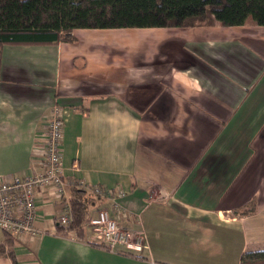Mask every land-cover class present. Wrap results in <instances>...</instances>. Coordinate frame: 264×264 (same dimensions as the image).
<instances>
[{
    "label": "crops",
    "instance_id": "1",
    "mask_svg": "<svg viewBox=\"0 0 264 264\" xmlns=\"http://www.w3.org/2000/svg\"><path fill=\"white\" fill-rule=\"evenodd\" d=\"M259 28L82 29L71 43L5 46L0 181L40 169L57 104L65 179L75 186L68 196L123 192L119 212L106 198L98 208L144 231L149 249L113 253L86 224L83 236L60 234L64 205L45 191L43 236L15 238L16 262L0 254V264H242L246 252L264 250Z\"/></svg>",
    "mask_w": 264,
    "mask_h": 264
},
{
    "label": "trees",
    "instance_id": "2",
    "mask_svg": "<svg viewBox=\"0 0 264 264\" xmlns=\"http://www.w3.org/2000/svg\"><path fill=\"white\" fill-rule=\"evenodd\" d=\"M264 27V0H0V67L7 45L37 46L75 42V30L201 28L214 25ZM100 197L85 189L69 196L73 222L59 233L83 236L85 219ZM63 209L66 199L60 200ZM96 210V211H97ZM91 213V214H90ZM90 214V215H89ZM15 238L0 242V254L15 263ZM124 254V253H121ZM128 255V254H124ZM242 264H264V250L246 252Z\"/></svg>",
    "mask_w": 264,
    "mask_h": 264
},
{
    "label": "built area",
    "instance_id": "3",
    "mask_svg": "<svg viewBox=\"0 0 264 264\" xmlns=\"http://www.w3.org/2000/svg\"><path fill=\"white\" fill-rule=\"evenodd\" d=\"M64 111L55 104L50 118L45 124L42 136L40 169L13 180L0 181V231L13 238L43 236L37 226L40 219L39 192H48L55 199H66L68 207L59 219V225L68 228L73 222L72 209L69 207L68 188L75 187L65 179L63 164ZM75 167V166H74ZM95 196L112 201L116 211H120L117 198L124 193L92 188ZM86 226L95 236L97 245L106 247L113 253H124L140 257L149 249L144 231H132L120 225L116 216L108 209L95 211L89 216Z\"/></svg>",
    "mask_w": 264,
    "mask_h": 264
},
{
    "label": "rangeland",
    "instance_id": "4",
    "mask_svg": "<svg viewBox=\"0 0 264 264\" xmlns=\"http://www.w3.org/2000/svg\"><path fill=\"white\" fill-rule=\"evenodd\" d=\"M255 26V25H254ZM255 27H257L258 29H261V28H259V26H255ZM199 28V27H198ZM186 29H193V28H186ZM100 198H103V197H100ZM56 200V202H58V203H61L60 202V200H57V199H55ZM104 209H106V208H104ZM94 211H96L97 209H96V207L93 209ZM100 210H102V209H100ZM98 211V210H97ZM95 213V212H94ZM89 219V217H87L86 219H85V223L87 222V220ZM127 229H129V228H127ZM129 230H132V231H138L137 229H129ZM5 234L3 233V232H1L0 231V241H3L4 240V238H5ZM129 256H131V257H133L132 255H129Z\"/></svg>",
    "mask_w": 264,
    "mask_h": 264
}]
</instances>
